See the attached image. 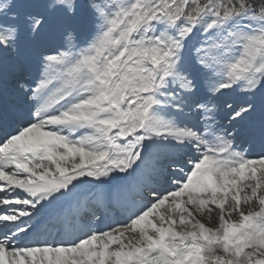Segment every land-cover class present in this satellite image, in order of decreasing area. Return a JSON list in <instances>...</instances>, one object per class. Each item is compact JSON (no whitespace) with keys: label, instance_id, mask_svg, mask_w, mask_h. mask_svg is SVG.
Instances as JSON below:
<instances>
[{"label":"snow or ice","instance_id":"snow-or-ice-1","mask_svg":"<svg viewBox=\"0 0 264 264\" xmlns=\"http://www.w3.org/2000/svg\"><path fill=\"white\" fill-rule=\"evenodd\" d=\"M0 264H264V0H0Z\"/></svg>","mask_w":264,"mask_h":264},{"label":"bare ground","instance_id":"bare-ground-1","mask_svg":"<svg viewBox=\"0 0 264 264\" xmlns=\"http://www.w3.org/2000/svg\"><path fill=\"white\" fill-rule=\"evenodd\" d=\"M86 190L87 191H90V195H88V197L86 198L85 196H83L81 199H83L82 201H84V199L85 200H88V199H90V197H92L91 195L97 190V189H92L91 188V186H88V187H86ZM83 192V191H82ZM84 193V192H83ZM104 221H106V219L104 220Z\"/></svg>","mask_w":264,"mask_h":264},{"label":"rangeland","instance_id":"rangeland-1","mask_svg":"<svg viewBox=\"0 0 264 264\" xmlns=\"http://www.w3.org/2000/svg\"><path fill=\"white\" fill-rule=\"evenodd\" d=\"M93 226H94V227H97V225H95V224H94Z\"/></svg>","mask_w":264,"mask_h":264}]
</instances>
